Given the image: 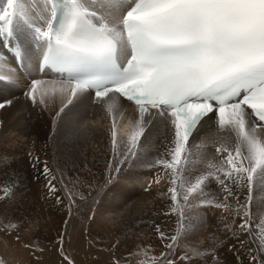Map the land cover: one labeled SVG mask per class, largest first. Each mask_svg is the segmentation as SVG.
Listing matches in <instances>:
<instances>
[{"label":"snow or ice","instance_id":"snow-or-ice-1","mask_svg":"<svg viewBox=\"0 0 264 264\" xmlns=\"http://www.w3.org/2000/svg\"><path fill=\"white\" fill-rule=\"evenodd\" d=\"M24 29L37 52L35 68L47 79L25 82L9 69L7 77L0 76V92L28 83L27 100L50 110L58 91L61 106L54 121L77 102L91 100L105 109L112 117L109 134L118 161L108 166L109 181L124 163L139 158L141 138L151 126L162 124L171 133L164 152L143 161L149 169L162 170L153 183L168 180L170 212L181 225L171 236L157 226L161 240L169 243L156 264L190 259L179 256L176 247L193 227L185 214L196 201L233 213V223L239 217L235 229L225 217L224 228L246 246L240 236L253 237V190L264 188V0H44L38 15L30 0H5L0 44L9 47L15 41L12 51L22 66L18 33ZM11 105L9 99L0 100V109ZM129 109L134 113L130 123L139 131L125 139L118 133L117 116ZM205 127L215 129L208 140L214 154L193 160L192 138ZM35 160L40 163L38 156ZM43 173H51L46 162ZM55 180H48V191L62 204ZM213 183L218 196L209 199L206 189ZM239 190L247 192L243 203ZM66 195L71 216L75 194ZM13 226L20 224L4 225ZM259 229L264 231V220ZM60 240L63 251V236ZM252 251L251 264H264V239L255 255Z\"/></svg>","mask_w":264,"mask_h":264},{"label":"rangeland","instance_id":"rangeland-1","mask_svg":"<svg viewBox=\"0 0 264 264\" xmlns=\"http://www.w3.org/2000/svg\"><path fill=\"white\" fill-rule=\"evenodd\" d=\"M17 86L0 92V100L12 101L10 107L0 109V261L4 264H114L118 260L119 264H156L169 243L161 240L157 226L168 236L181 229L178 217L170 212V200L165 194L168 180L153 183L162 170L149 169L143 163L158 158L164 152L165 143L150 134L144 135L148 140L141 138L139 158L124 163L120 174L113 172L115 179L109 181L108 166L111 163L115 167L118 162L110 139L109 120L106 118V123L91 117L90 112L80 118V113L68 107L54 121L59 108L34 107L23 87ZM203 129L192 140L193 160L204 152L214 154L213 146L208 144L214 131L205 134ZM131 130L118 133L126 139ZM37 156L40 163L35 160ZM45 162L50 175L43 173ZM51 176L56 177V195L64 200L62 204L48 191ZM5 191L9 195L5 196ZM68 191L76 199L71 216L68 215ZM239 191L243 203L247 192ZM81 195L84 200L80 199ZM206 195L209 199L218 196L217 185L213 183L206 189ZM196 204L185 214L193 227L177 242V254L190 258L181 264H251L249 249L255 255L260 239H264V231L259 229L264 220V188L253 190V237L247 233L240 236L246 246L224 228L225 217L233 229L240 223L239 217L233 223V213L200 206L199 201ZM232 204L235 208L234 201ZM9 221L20 226L6 229L4 225ZM213 248L215 256L211 254ZM197 251L200 256L195 254Z\"/></svg>","mask_w":264,"mask_h":264},{"label":"bare ground","instance_id":"bare-ground-1","mask_svg":"<svg viewBox=\"0 0 264 264\" xmlns=\"http://www.w3.org/2000/svg\"><path fill=\"white\" fill-rule=\"evenodd\" d=\"M5 2V0H0V5H3V3ZM30 8L31 10L33 11V13L35 14H40L44 8V0H30ZM18 38L19 40L23 43L24 47H25V66H26V72L24 73V75H21V78L23 81L25 82H30L32 79H45L44 77H40V76H37V73H36V68H35V57L33 55V50L31 48V44L33 45V42L31 41L30 39V33L27 29H24L23 31H21L20 33H18ZM14 44H15V41H14ZM26 45V46H25ZM32 53V58L30 57L31 59V63H30V59L28 58L29 56V53ZM3 54L0 53V69L2 70V72H0V75H3V76H6L8 75V70L9 69H12L9 65H12L10 62L11 61H5L3 59L4 57L2 56ZM6 62V63H5ZM9 64H8V63ZM16 71V69H15ZM18 72V71H16ZM21 87H23V89L26 90V92L28 91V83H20L19 84ZM18 87V86H17ZM49 94L51 95V89H49ZM56 103L53 104L50 108V110H55L57 108H59L61 105H60V93L57 91L56 92ZM10 99V98H9ZM30 103V102H29ZM15 106V105H14ZM69 107L73 108L74 110L77 111V114L80 113L79 117L80 118H85V113H91V117L92 116H95L97 117L98 119H100L101 121L103 122H106L108 123V120H109V124H111V115L107 113V111L105 109H103L100 105L98 104H95L93 103L91 100H87V101H84L83 103H80V102H77L73 105H69ZM9 109V108H8ZM90 110V111H89ZM51 112V111H50ZM133 110L132 109H129V111L123 115H119L117 116V120H118V131H122L123 133L124 132H127V130L129 129H132L133 131H139V129L137 127H134V129L132 128L133 125H131L130 121L132 120V117H133ZM79 118V119H80ZM108 120H107V119ZM77 119V118H76ZM91 119V118H90ZM93 119V118H92ZM88 120V119H87ZM94 120V119H93ZM81 122V120H80ZM92 122V121H91ZM96 122V121H95ZM95 122H94V125H95ZM98 122V121H97ZM93 123V122H92ZM99 124L101 125V123L99 122ZM103 124V123H102ZM99 125V126H100ZM71 126V125H70ZM96 126V125H95ZM103 126V125H102ZM203 129V128H202ZM201 129V130H202ZM205 129H207L205 127ZM78 130V129H77ZM131 130V131H132ZM200 130V131H201ZM130 131V133H131ZM132 131V132H133ZM204 133L207 134V133H210L208 130H204ZM213 131H215V129H213ZM129 133V131H128ZM127 133V134H128ZM198 133V132H197ZM195 134L194 136H197L198 134ZM126 134V135H127ZM150 134V136L153 137V139H158L159 142L162 141L163 143L167 144L169 142V138L171 136V133L164 127V125L162 124H154L153 126H151L147 131H146V134L145 136L147 137V135ZM200 134V133H199ZM203 134V132H202ZM194 136L192 138V140L194 139ZM204 136V135H203ZM146 137H143V138H146ZM149 138V137H148ZM206 136L204 137V140H203V143L205 144L206 142ZM147 139V138H146ZM151 139V138H149ZM148 140V139H147ZM158 140H157V143H158ZM154 141V140H153ZM148 142H152L151 141H148ZM161 143V142H160ZM162 143V144H163ZM156 144V143H155ZM201 144V142H200ZM203 146V145H202ZM205 146V145H204ZM203 148V147H202ZM201 148V149H202ZM214 148V147H213ZM200 149V150H201ZM162 150V149H161ZM204 150V149H203ZM203 152V151H202ZM205 153V152H204ZM207 153V152H206ZM214 153V151H213ZM115 156V155H114ZM58 181V180H57ZM105 198V197H104ZM133 202V201H131ZM107 208V207H106ZM121 208V207H120ZM124 208V207H123ZM122 208V209H123ZM133 209V208H132ZM77 217V216H76ZM99 217V216H98ZM100 219V218H99ZM95 222V221H94ZM112 227V226H111ZM139 235V234H138ZM185 237V236H184Z\"/></svg>","mask_w":264,"mask_h":264}]
</instances>
